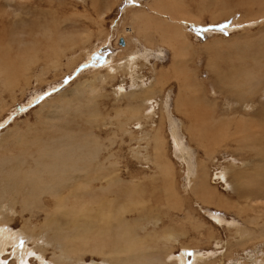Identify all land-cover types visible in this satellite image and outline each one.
Instances as JSON below:
<instances>
[{"label": "rangeland", "instance_id": "obj_1", "mask_svg": "<svg viewBox=\"0 0 264 264\" xmlns=\"http://www.w3.org/2000/svg\"><path fill=\"white\" fill-rule=\"evenodd\" d=\"M257 1L260 0H254L251 7L246 0H0V48L8 49L11 55L24 51L28 55L34 44L38 48V40H42V32L47 27L56 26L58 35L63 38L58 45L60 58L48 61L46 66L41 60L39 69L31 72V78L24 86H16L11 93L5 91L0 95V139L6 140L0 145V159L5 156L2 159L4 165L0 164L2 186L16 185L15 195H28L31 202L35 201V196L30 195L35 186L28 178L38 170L37 176L44 186L48 176L40 168L39 161L31 162L32 169L26 170L22 175L23 183L17 186L9 179V171L12 173L16 169V162L9 155L11 151L29 149L30 143L46 145L60 139L65 134V127H68L69 135L78 138L91 132L120 160V176L127 181V186H138L147 175L156 177L155 183L152 181L153 185H149L150 192L151 189L158 190L161 194L157 196L159 200L146 198V204H149L146 208L152 210L149 216L152 219L161 217L155 225L160 229L173 224L175 238L181 241L170 244V256L166 254L165 243H160V249L157 246L152 249L151 256H147L149 259L142 264H182L184 261L188 264H264V190L263 198L259 189L255 194L260 198L256 199L253 194L256 190L253 181H263L264 188V165L258 168L260 160L255 158L251 142L244 141L241 135L227 136L225 140L223 128L217 125L237 120V117H224L229 106L230 109L243 108L242 101L233 100L225 93V88L217 87L219 77L227 76L229 80L224 79L225 83L235 93L237 85L247 84L245 89L249 91L254 84L250 97L246 98L254 101L255 109L261 107L258 82L264 84V10L259 9ZM132 10L142 15L136 22L130 18ZM89 11L92 15L88 18L86 13ZM129 26L133 27L131 33L126 31ZM121 39L124 45H121ZM131 57H134L133 66L126 67ZM122 90L127 94H122ZM234 101L238 106L229 104ZM165 102L169 106L164 111ZM69 103L73 107L71 113H68ZM56 106L62 107L61 110ZM94 107L98 111L96 115ZM62 110L67 112L66 115ZM149 111L153 113L146 117ZM229 113L228 110L227 115ZM206 120H215L214 132L204 123ZM194 123L198 124L197 133L192 130ZM174 128H177V134L173 132ZM154 129L160 130L164 138L157 142V150L155 143L148 146L150 144L143 141L152 137ZM238 132L235 130L234 133ZM176 136L185 146L181 153ZM247 144L251 149L246 148ZM138 145L150 149L145 151ZM255 146L264 150V135L256 140ZM136 148L143 155L134 153L133 150L138 151ZM106 154V151L102 152L101 160ZM155 156L157 162L160 161L162 173L157 172ZM201 164L209 169L205 172L212 188L208 200L198 187L205 174ZM6 168H9L7 172ZM222 172L226 174L224 178ZM238 173L241 174L239 179ZM241 182H246L247 186ZM164 189L172 194V202H176L178 209H172L163 196ZM249 194L250 199L247 198ZM42 197L43 208L49 212L50 197ZM14 204L10 205L12 214L0 215L3 225L0 229L17 232L26 220L32 221L29 227L33 229L44 231L50 226L42 209L36 208L32 212L30 205ZM155 211L159 214L156 212L153 216ZM126 218L141 220V210L127 214ZM175 220L178 224L173 223ZM180 223L189 229L185 239L179 236ZM148 233L147 247H154L156 239L150 237L151 231ZM137 234L141 236V230ZM18 236L29 240L22 241L23 245L17 248L24 247V251L29 252L32 247L30 233L28 237L25 234ZM13 246L1 256V262L17 263L12 254ZM99 247L109 250L106 242ZM47 251H44V262L57 264L54 249L50 247ZM36 254L40 252L36 251ZM89 256L86 257L88 264L103 262L100 257L91 259ZM28 260L29 264H40L33 256ZM136 262L141 264L139 260L129 263Z\"/></svg>", "mask_w": 264, "mask_h": 264}, {"label": "bare ground", "instance_id": "obj_2", "mask_svg": "<svg viewBox=\"0 0 264 264\" xmlns=\"http://www.w3.org/2000/svg\"><path fill=\"white\" fill-rule=\"evenodd\" d=\"M246 2H247V5L253 7L254 0L252 1L246 0ZM257 2H259V5L261 7L259 9L264 10V6H262L264 5V0H260ZM83 3H85V1ZM90 11H92V9ZM90 11L86 13L88 18L91 17L92 15ZM129 15H130V18L134 20V22L137 21L138 16H142V15H138L137 12H135L134 10L130 11ZM132 26H134L133 23H132ZM132 26L131 27L129 26V28H127L126 31L128 33L132 32L133 30ZM146 28H147V25L145 24V29ZM45 29H46L45 31L41 30L44 32H42L43 33L42 40H38V44H37L38 48H36L35 44L32 45V50L27 52L28 55L24 53L25 51L20 53L19 55H11L12 52L10 53L8 49L3 50V48H0V95H2L5 91L6 92L8 91L11 93L14 87L16 86H20V85L24 86L25 84L24 82L29 81V79L31 78V72L35 68L39 69V62L41 60L43 61V65L46 66L48 65V61L50 62V61L57 60L58 58H60L59 56H60L61 49H59L58 45H59L60 40L62 41L63 38L58 35L56 26L47 27ZM40 36L41 35H39V37ZM45 41H47L48 43L46 42L45 44ZM133 59L134 57L130 58V64H129V61H127L126 67L133 66V63H132V61L134 62ZM240 74L241 72L238 73L237 75H240ZM249 75L250 74H248V78H249ZM262 76L261 78H263ZM222 77L223 78L221 77L218 78L220 82H218L217 87H219L220 89L225 88V91H226L225 93L232 96L233 100L242 101L243 108L230 109V106H229L226 112L223 113V114H226L224 115V117H227V118L231 116L237 117V120L233 121L234 123L226 122L225 124H223L219 122L217 123V125L223 128L225 140H227L229 136L236 137V136L241 135L242 138H244V141L246 140L248 142H251L253 149H255L254 156L258 161L260 160L258 164L259 166L258 168H260L262 167L261 165H264V150L256 147L255 142L256 140L261 139V135H264V89H261V87L264 85V84L262 85L263 81L262 82L257 81L258 85H261L259 86L260 88L259 93L261 94V98H260L261 107L258 109H255L256 105L252 103L254 101H251L248 98H246V97H250L249 93L251 90H253L254 84H253V87H251L252 89H249V91L245 89L247 84H245L243 87L238 86L236 84L237 85L236 88H238V90L235 93L232 87L228 86V84L225 83V80H229L228 77L227 76H222ZM243 80L245 81V79ZM122 94H127V93L123 92ZM142 94L143 96L146 95L144 93ZM213 96L214 94L212 95V97ZM69 104L70 105H67V107H70V109L68 110V113H71V109L73 107L71 106V103ZM229 104L237 105V102L234 101ZM166 106H169V104L168 103L166 104L165 102L164 111L166 109ZM56 108L61 110L62 107L60 108V106L58 107L56 106ZM93 110L95 113L94 115H96V113L98 112L97 108L94 107ZM228 110L231 112L229 113V115H227ZM62 112L64 111L62 110ZM60 113L61 112H59V114ZM65 113L67 112H64V114ZM151 113L153 112L151 111L147 112L146 117L148 115L150 116ZM129 118L131 117L129 116ZM247 120H251L253 123H256V124L255 125H252V123L249 124ZM214 121L208 122L206 120L204 122V123L209 124L210 130H212L213 132H214V125H215ZM67 122L69 121L67 120ZM197 126L198 124L197 125L195 123L192 124V127H193L192 130L196 131V133H197V130H196ZM174 127L176 126L174 125ZM123 129L125 133L128 132L127 128H124V126H123ZM176 129L177 128H174L173 132L174 133L176 132L177 134L178 131ZM235 130H238L239 132L235 134L234 133ZM159 131L154 129L153 132H151L153 133L152 137L148 136L143 139V141H146L147 144L148 143L150 144L148 146H153L152 143H155V146H154L155 150H157V144H159L157 142L164 139L161 136L162 134L160 135ZM64 132L66 135L64 134L62 138L60 139L58 138L57 140H54L51 143H46V145H42L40 143L34 145V143H30L31 147H29V149L19 148V149H16L17 150L15 151L16 153L13 151H11V154L8 153L11 159L16 162L15 171L12 173H10L9 171V176H10L9 179L11 181L16 182L17 186H20L23 183L22 175H24V173L27 172L26 170L32 169V167L29 166L31 162L39 161L40 168L42 169V171L44 170V174L48 176V179L43 186L41 179L37 176V173L39 172L38 170L34 172V175L32 177L28 178L29 183L35 186V191H31L32 193L30 194L31 196H35V199H34L35 201L33 202L29 200L28 195H22V194L15 195L13 189L16 187V185L10 184L11 186H2L0 182V186H1L0 187V215L2 213L12 214V208L10 206L12 203H15L14 205H19V204L26 205L27 204L31 206L30 211L32 212L36 210V208L42 209V211L46 215L45 220L49 222L50 226L45 227L44 231L33 229L29 227L32 225V221L28 220L27 222L26 220V222L24 223V226H22L21 230L17 232H14L12 230H9L6 232L5 230L0 229V258L4 254L9 252L8 248L12 247L13 246L12 244H14L12 254L14 256V259H17L16 264H29L28 259L31 256L35 257V259L36 258L39 259L40 261L38 262L40 264H48L49 262L48 263L44 262V256H45L44 254L48 252L47 248H50V247L54 249L53 257L56 259L57 264H88L87 258H86L88 254L91 256V257L89 256L91 259L92 258L95 259V257H100V259L103 262H99L98 264H105V263L107 264H128L130 261H133V260L134 261L139 260L142 264L143 261L145 262V260H147L146 259L148 258L147 256H149L152 253L151 252L152 249L155 250L154 248L156 246L158 249H160V243L162 244L165 243L166 254H169L170 256V250L172 248L170 244L174 241L181 242V241H178L177 238H175L176 233H175V230H173L175 229V227L173 224H169V225L166 224V227L169 226V228H162V229H160V226L158 227L155 226L157 222H160L161 217L160 218L156 217V219L153 217L152 219L151 218L152 216H149L152 214V210L149 208H146L149 205V204H146L148 201L146 200V198H151V199L156 198L157 199V196L159 195V193L161 194V191L159 192L158 190L151 189V192H150L149 185L150 186L153 185L151 184L152 181L155 183L154 180L156 177L147 175V178H145V181H142L141 184L139 183L138 186H127L125 184V182L127 181L120 176V172H119L120 160H118V158L115 157L114 153H112L109 150L110 148L107 146V144L102 139L98 138L93 133L91 134V132L85 133L88 135L86 136L84 135L83 137H80V138H78L77 135H69L68 127H65ZM244 134L246 136H244ZM130 136H133V135H130ZM211 136L209 137L212 138ZM36 139L37 138H35V140ZM57 141L59 142L58 144H57ZM164 141L166 142V140ZM175 141L177 143V146L180 147L179 149L180 153L183 152V150L185 149V146L183 145L184 144L183 140L179 138L178 136H176ZM2 142L6 143V140L1 141L0 145L2 144ZM213 142L215 143V141ZM54 143H56V145H54ZM249 144H247L248 147L246 148L251 149ZM142 145L141 147L138 145L139 148L144 149L145 151H148L149 147L147 146L144 147ZM205 146L207 147V145ZM139 148H136V149L138 150ZM0 150H1V147H0ZM103 151H106L107 154L104 155L105 156L104 159L101 160V158L103 157L101 156ZM133 151L136 154H139V155L142 154L141 150L140 151L133 150ZM251 152H253V150ZM145 155L147 156V153ZM3 158L1 157L0 159L1 165H4L2 162ZM147 160L149 161V158H147ZM157 160L158 158L157 156H155V165L157 166L156 167L157 172L160 171V173H162V166L160 164V161L157 162ZM189 163H191V161ZM14 165L15 163L12 164V166ZM8 169L9 168H6L5 171L7 172ZM208 170L209 169H206L204 165H202L203 173L207 172ZM1 171L2 169L0 168V173ZM224 172H222L221 174L222 178H224V176L226 175ZM154 174H157V173H154ZM240 177H241V174L238 173L237 179H239ZM44 179L45 177L43 178V180ZM131 179L135 180L134 177H132ZM146 180H147V183H146ZM253 182H254V185L256 186V190L254 189L255 191L253 194L255 193L257 194L258 189H259V195L262 197L263 196L262 190H264L263 184H262L263 181L262 182L253 181ZM129 183L133 184V182H129ZM243 184L246 185V182ZM198 187H200L199 191H201L205 199L208 200V198H211L209 191L212 190V188L210 187L208 173H205L204 177L201 178V181ZM163 194L162 195L168 199L169 204L172 205L171 206L172 209H176V208L178 209L177 207L178 205L175 204L176 202L174 203L172 202V194L169 193L168 189H164ZM244 194L245 193L243 192L242 196ZM42 195H47L50 197L51 209L49 212H47L43 208L44 199ZM259 195H256V199L260 198ZM143 197H145V199ZM247 198L250 199L252 197L249 194ZM11 199H12V202L10 204ZM163 200L165 201V199ZM141 204H145V207L144 206L141 207ZM160 204H158V206H160ZM140 210H141V215H142L141 220L136 219L133 221V220L126 218L127 214L129 213L132 214V212L137 213ZM156 212L157 211H155V214H153V216L156 215ZM167 212H169V210ZM154 219L155 221H152ZM178 222L179 221L177 220L173 221V223H177V224ZM188 223L191 224V222H188ZM149 225L151 227H148ZM1 226L3 225L0 224V227ZM179 226H180V231H181L179 236L185 239L186 237L185 233L189 231V229H186L184 225L181 223L179 224ZM138 230L139 231L141 230V236L137 234ZM148 231H151L150 237L156 239L154 247L151 245L147 247L148 245L146 243L148 239L147 236H149L148 234L150 233V232L148 233ZM29 233L32 236L30 238L32 242L31 250L28 252V250L25 249L27 251H24V247L22 249L21 248L18 249L17 248L18 245H21L22 241L26 240L18 236V234H25V236H27V234ZM178 239L180 240V238ZM103 242H106L107 245H109L108 251L100 249L99 245ZM185 242L186 241H184V243ZM36 251H39L40 254H36ZM164 253L165 252H163L162 254L165 255ZM114 255H117V257H113ZM156 256L158 255L156 254ZM0 264H5V262L0 261ZM182 264H188V262L184 261Z\"/></svg>", "mask_w": 264, "mask_h": 264}, {"label": "water", "instance_id": "obj_3", "mask_svg": "<svg viewBox=\"0 0 264 264\" xmlns=\"http://www.w3.org/2000/svg\"><path fill=\"white\" fill-rule=\"evenodd\" d=\"M120 43H121V45H124V41L122 39L120 40Z\"/></svg>", "mask_w": 264, "mask_h": 264}]
</instances>
